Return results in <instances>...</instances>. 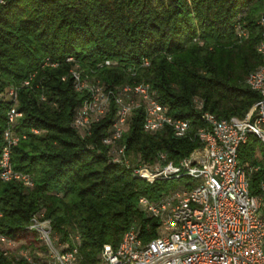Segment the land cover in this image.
I'll return each mask as SVG.
<instances>
[{
    "label": "trees",
    "instance_id": "16d2710c",
    "mask_svg": "<svg viewBox=\"0 0 264 264\" xmlns=\"http://www.w3.org/2000/svg\"><path fill=\"white\" fill-rule=\"evenodd\" d=\"M261 15L264 0L0 4V150L11 105L2 95L14 86L22 112L15 130L25 138L13 146L11 160L14 169L33 180L30 187L0 180V233L19 248L43 250L27 229L31 218L41 214L59 242L71 245L78 234V264H106L100 257L103 245L117 247L133 223L144 240L156 236L157 220L138 206L139 197L157 200L180 185L190 188L192 182L187 177L149 182L111 162L102 139L115 119L113 103L81 137L72 121L88 93L75 90L70 70L77 64L83 77L111 89L148 83L170 116L189 121V133L176 137L168 126L148 133L138 108L120 142L133 163L152 164L159 153L166 162L178 163L202 146L196 133L204 126L203 112L242 117L259 99L246 78L262 63L256 50L263 32L257 24ZM237 26L245 37L237 36ZM143 59L147 65H141ZM105 60L117 65H104ZM30 76V85L21 86ZM195 98L203 101L201 108ZM238 157L259 166L249 175V190L264 199V143L249 134ZM0 264L29 263L14 253L4 255L0 246Z\"/></svg>",
    "mask_w": 264,
    "mask_h": 264
},
{
    "label": "built area",
    "instance_id": "2783aa9c",
    "mask_svg": "<svg viewBox=\"0 0 264 264\" xmlns=\"http://www.w3.org/2000/svg\"><path fill=\"white\" fill-rule=\"evenodd\" d=\"M6 1L0 0V4ZM257 24L263 29L256 45L262 63L248 74L246 84L259 99L242 117L225 118L203 112L204 126L196 133L202 146L178 163L166 162L164 153H159L152 164L133 163L120 142L131 114L138 108L143 109V129L148 133L167 126L176 137L189 133V121L170 116L168 107L156 99L148 83L111 89L98 79L83 77L77 64L70 70L75 90L88 93L72 121L81 137L90 133L91 125L113 103L115 119L109 134L102 139L108 146L109 160L130 168L134 176L149 182L182 177L192 182L190 188L180 185L157 200L139 197L138 206L157 220V234L144 240L140 237L139 226L133 223L123 233L117 247L103 245L100 257L106 264H264V199L249 190V175L259 166L242 162L238 157V149L246 143L249 134L264 143V15L259 17ZM236 33L240 38L246 36L241 26H237ZM67 60L73 59L68 57ZM103 64L117 65V62L105 60ZM147 64L148 59H143L141 65ZM30 80L31 76L21 86H29ZM2 96L11 105L6 113L7 126L0 150V180L17 181L30 187L33 185L31 175L14 169L11 160L13 146L25 138V134L15 130L22 116L17 108V87H9ZM194 103L198 108L203 105L198 98ZM260 187L264 191V181ZM27 229L35 233L43 250L16 252L18 243L0 233L4 255L14 253L29 264H78V234L72 236L71 245L59 242L50 220L41 214L31 218Z\"/></svg>",
    "mask_w": 264,
    "mask_h": 264
},
{
    "label": "rangeland",
    "instance_id": "374dc122",
    "mask_svg": "<svg viewBox=\"0 0 264 264\" xmlns=\"http://www.w3.org/2000/svg\"><path fill=\"white\" fill-rule=\"evenodd\" d=\"M177 188H178V187H177ZM177 188H176V189H177ZM19 250H27V249H22V248H19V247L16 248V252L19 251Z\"/></svg>",
    "mask_w": 264,
    "mask_h": 264
}]
</instances>
